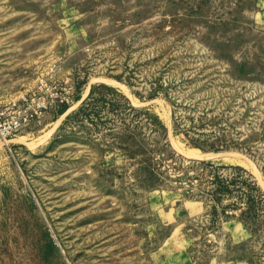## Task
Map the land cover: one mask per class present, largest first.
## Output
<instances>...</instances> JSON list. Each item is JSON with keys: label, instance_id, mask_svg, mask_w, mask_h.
I'll list each match as a JSON object with an SVG mask.
<instances>
[{"label": "rangeland", "instance_id": "rangeland-1", "mask_svg": "<svg viewBox=\"0 0 264 264\" xmlns=\"http://www.w3.org/2000/svg\"><path fill=\"white\" fill-rule=\"evenodd\" d=\"M0 264H264V0H0Z\"/></svg>", "mask_w": 264, "mask_h": 264}, {"label": "bare ground", "instance_id": "bare-ground-1", "mask_svg": "<svg viewBox=\"0 0 264 264\" xmlns=\"http://www.w3.org/2000/svg\"><path fill=\"white\" fill-rule=\"evenodd\" d=\"M51 131V130H50Z\"/></svg>", "mask_w": 264, "mask_h": 264}]
</instances>
